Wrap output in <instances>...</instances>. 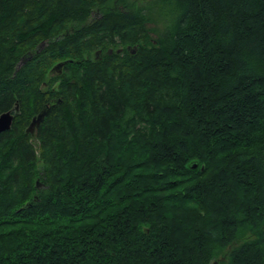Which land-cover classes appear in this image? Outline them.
<instances>
[{
	"label": "trees",
	"instance_id": "16d2710c",
	"mask_svg": "<svg viewBox=\"0 0 264 264\" xmlns=\"http://www.w3.org/2000/svg\"><path fill=\"white\" fill-rule=\"evenodd\" d=\"M9 111L0 264H264V0H0Z\"/></svg>",
	"mask_w": 264,
	"mask_h": 264
},
{
	"label": "water",
	"instance_id": "95a60500",
	"mask_svg": "<svg viewBox=\"0 0 264 264\" xmlns=\"http://www.w3.org/2000/svg\"><path fill=\"white\" fill-rule=\"evenodd\" d=\"M43 46H44V42H42L40 44V49L43 48ZM110 53H111V51H110ZM132 53H135V49L132 51ZM95 55H96V59H99L100 52L99 51L96 52ZM30 58H31V54L30 53H27L21 59V61L19 62V66H21L22 64H24ZM65 64H66V62H60V63L56 64L55 66H53V68L51 69L50 72L51 73L60 74L62 72V68H63V66ZM55 103H59V101H52V102H50L48 105H46L41 110V112L37 115V117L34 118L31 121V124L29 126V128L31 130H33L35 127H38L41 124V122H42V120H43V118H44V116L46 114V111H47L48 107L51 106V105H54ZM17 109L18 108L16 106L14 110L17 111ZM12 121H13V114L10 111L9 112H5V113H3V114L0 115V134L8 131L11 128ZM196 166H197L196 164H192L191 165V168L194 169V168H196Z\"/></svg>",
	"mask_w": 264,
	"mask_h": 264
},
{
	"label": "rangeland",
	"instance_id": "374dc122",
	"mask_svg": "<svg viewBox=\"0 0 264 264\" xmlns=\"http://www.w3.org/2000/svg\"><path fill=\"white\" fill-rule=\"evenodd\" d=\"M243 238H251V237L250 236L248 237L247 232H245Z\"/></svg>",
	"mask_w": 264,
	"mask_h": 264
}]
</instances>
